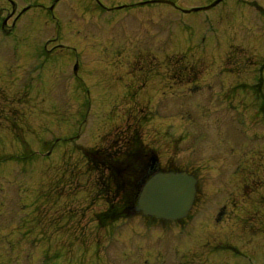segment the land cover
<instances>
[{
	"label": "rangeland",
	"instance_id": "1",
	"mask_svg": "<svg viewBox=\"0 0 264 264\" xmlns=\"http://www.w3.org/2000/svg\"><path fill=\"white\" fill-rule=\"evenodd\" d=\"M13 1L38 4L4 31L0 0V264H131L152 238L98 218L108 171L84 152L135 136L201 167L196 264H264V0Z\"/></svg>",
	"mask_w": 264,
	"mask_h": 264
},
{
	"label": "flooded vegetation",
	"instance_id": "2",
	"mask_svg": "<svg viewBox=\"0 0 264 264\" xmlns=\"http://www.w3.org/2000/svg\"><path fill=\"white\" fill-rule=\"evenodd\" d=\"M6 1H8L7 3L10 5V10L6 12L4 21L2 20L1 22V27L4 31H8L11 28V30L14 29L15 24L27 11V9L23 11V8L28 6V9H30V4H26L19 9L14 1ZM10 17L12 19L11 24L9 26V29L5 30L4 25ZM52 51L53 50L49 51L50 55L54 53ZM54 51L56 52V50ZM258 112L260 114L264 113V103H262L261 109L260 106L258 107ZM131 138L124 139V144L122 143L123 147L121 148L132 146V144H130ZM132 147L134 148L133 152H135L136 154L132 157V161H129L128 159L124 161V163L126 164V166L123 168L124 172H122V170L119 171L117 167L115 168V170H117L115 172H110L105 168L108 172L105 175L106 182L104 184L105 187H103L104 189L102 190L104 191V194L110 196L108 197V201H111H109L110 203L107 205L106 210L98 214V218H101L105 222L114 220V213L111 214V210L114 211L116 208V210L119 211H126V213H128L126 217H138L140 219L139 221L141 230L128 233V242L132 243L136 242L137 240L147 242L151 238L152 242H150L148 246L146 245L142 252L138 249V251L136 252V257L132 256L131 264H196L194 260L196 251L193 250V248H195L194 237L196 236V229L192 225L191 221L195 215L203 213V211L205 210V193H203L200 187L201 167L196 165L195 162L191 163V166L181 167L178 166L176 161L174 160H170L165 164H161L157 155L153 152L152 149L141 144L135 147L133 145ZM202 161L205 163L207 162L203 159ZM167 170H186L197 179L195 197L187 215L184 218L176 220H166L154 218L153 216L143 215L141 212H136L134 210V207L137 195L139 193L138 187H140V185L154 172ZM117 174H123L124 176L129 177L130 180L132 179L133 187L125 188L124 186V190L123 188L122 190L119 187L116 188L114 184V178L115 175L117 176ZM227 215L228 212L226 210L225 204H221L218 206V210L214 215V221L219 224L227 218ZM103 225L108 224L104 223ZM203 239L205 240L206 238ZM213 239L214 240L210 239L209 243L205 241L203 244H201L202 249L207 250V253L216 249L220 237L215 236L213 237ZM171 249L173 251L169 252ZM197 252L203 255V259L201 260V262L204 263L203 261H205L207 253L202 251ZM134 254L135 253H133V255ZM140 254L145 257V259H143L142 261L141 257H138V255ZM101 260H103V262L105 261L104 263H106L107 257L103 256ZM210 263L211 262H209L208 264ZM214 264H224L223 259L216 257V259L214 260Z\"/></svg>",
	"mask_w": 264,
	"mask_h": 264
},
{
	"label": "water",
	"instance_id": "3",
	"mask_svg": "<svg viewBox=\"0 0 264 264\" xmlns=\"http://www.w3.org/2000/svg\"><path fill=\"white\" fill-rule=\"evenodd\" d=\"M220 0H214L209 5L203 7H193L185 12L209 9ZM163 2L172 4L168 0H149L139 2ZM53 5L49 8L51 9ZM121 6L117 7L120 8ZM74 65V71L76 69ZM196 192V179L186 171H166L155 172L150 178L145 180L140 187L135 211H140L144 215L163 219H178L184 217L191 207Z\"/></svg>",
	"mask_w": 264,
	"mask_h": 264
},
{
	"label": "trees",
	"instance_id": "4",
	"mask_svg": "<svg viewBox=\"0 0 264 264\" xmlns=\"http://www.w3.org/2000/svg\"><path fill=\"white\" fill-rule=\"evenodd\" d=\"M131 143L132 146L134 145V147L138 144L139 145V139H137V136L131 138ZM132 146H128L126 148H116L113 150H110L109 148L107 149H101V150H85V156H87V158L92 162V164L95 166L97 165V163H100L102 166H104L106 169H108V171L110 172H114V168L117 166H121V167H125L126 164L124 163V161H126L127 159L130 161H132V157L135 156V152H133L134 148ZM126 156V159H125ZM122 169V168H121ZM121 179V183L118 184L117 180ZM114 184L115 187H119L121 190L123 188L124 190V186L126 187H133V180L129 179V177L126 176H119L114 178ZM126 200V199H125ZM117 204V203H116ZM109 212V211H107ZM114 213V217L118 218L120 216H125L128 213H126V211H119V210H111V214Z\"/></svg>",
	"mask_w": 264,
	"mask_h": 264
}]
</instances>
